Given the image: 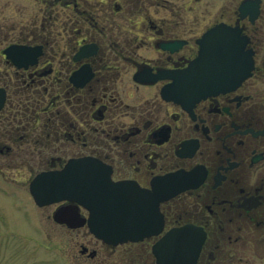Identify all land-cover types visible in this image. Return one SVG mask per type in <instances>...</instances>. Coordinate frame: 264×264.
Wrapping results in <instances>:
<instances>
[{"label":"flooded vegetation","instance_id":"af4514ba","mask_svg":"<svg viewBox=\"0 0 264 264\" xmlns=\"http://www.w3.org/2000/svg\"><path fill=\"white\" fill-rule=\"evenodd\" d=\"M221 25L243 37L249 76L206 95L180 88L204 76L187 69ZM19 46L28 58L6 56ZM168 86L185 96L166 99ZM0 89V154L17 139L39 145L25 163L36 162L35 175L94 159L137 191L177 173L191 184L159 203L161 228L141 241L109 245L86 226L71 230L89 240L61 250L70 262L158 264L153 246L191 225L204 235L194 264H264V0H0Z\"/></svg>","mask_w":264,"mask_h":264},{"label":"water","instance_id":"95a60500","mask_svg":"<svg viewBox=\"0 0 264 264\" xmlns=\"http://www.w3.org/2000/svg\"><path fill=\"white\" fill-rule=\"evenodd\" d=\"M204 41L202 54L188 69L196 71L202 67V62L206 65V68L203 67L204 76L187 81V88L193 86L194 89L217 91L238 85L251 68V59L244 52L238 33L227 27H219L210 31ZM214 42L216 46L213 47ZM205 57H208V63ZM3 101L4 96L0 92V108ZM83 162L70 160L61 171L39 174L30 185L31 194L39 205L66 200L85 207L90 213L86 221L89 231L105 243L138 241L152 234L155 225L152 221L157 219L159 201L183 189L181 183L165 191L158 189L144 195L129 194L128 187L111 183L109 173L99 165H95L96 170L91 167L78 169L77 165ZM171 179H163L162 182L170 185ZM137 207L140 210L139 219ZM53 220L68 228L85 224L74 205L58 208L53 214ZM198 236V230L191 226L173 230L155 245L154 254L158 261H166L165 264H192L203 241V236ZM159 250L164 255L159 254Z\"/></svg>","mask_w":264,"mask_h":264},{"label":"rangeland","instance_id":"374dc122","mask_svg":"<svg viewBox=\"0 0 264 264\" xmlns=\"http://www.w3.org/2000/svg\"><path fill=\"white\" fill-rule=\"evenodd\" d=\"M3 146H8V141L1 136L0 148ZM13 148L11 156L0 154V188L8 189L3 193L0 189V264H74L63 257L61 250L76 254L79 244L89 240L83 235L86 230H66L52 221V207L36 210L30 198L26 199L28 184L37 165L29 162V171L25 163L30 152L44 150L27 139H17ZM52 149L59 154L57 147ZM41 216L50 219L43 225Z\"/></svg>","mask_w":264,"mask_h":264}]
</instances>
